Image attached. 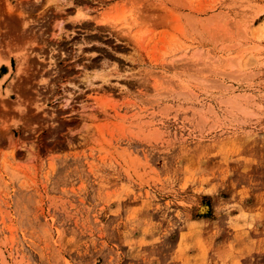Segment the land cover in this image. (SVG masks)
Wrapping results in <instances>:
<instances>
[{"label":"rangeland","instance_id":"374dc122","mask_svg":"<svg viewBox=\"0 0 264 264\" xmlns=\"http://www.w3.org/2000/svg\"><path fill=\"white\" fill-rule=\"evenodd\" d=\"M44 1L0 0V264H264V0Z\"/></svg>","mask_w":264,"mask_h":264},{"label":"bare ground","instance_id":"6f19581e","mask_svg":"<svg viewBox=\"0 0 264 264\" xmlns=\"http://www.w3.org/2000/svg\"><path fill=\"white\" fill-rule=\"evenodd\" d=\"M57 1H59V0H46V1H44V2H47V5H49L50 6V4L52 3V4H54V2H57ZM63 2V1H62ZM50 3V4H49ZM55 8H56V5H55ZM56 10H58V9H56ZM60 11V10H59ZM62 12V11H61ZM81 14V13H80ZM77 16V15H76ZM78 16H80V15H78ZM111 16V15H110ZM109 15L107 16H105V17H107V18H104V17H102L100 20L102 21V19L104 18V21L103 22H106V20L107 21H109L110 19H113L112 21H116L117 20V18H119L120 17V15H115V16H113V17H110ZM81 17V16H80ZM83 17H84V15H83ZM120 19V18H119ZM118 19V20H119ZM98 21H99V19H98ZM100 21V22H101ZM102 23V22H101ZM62 40V39H61ZM61 40H59V41H61ZM58 42V41H57ZM102 71V70H101ZM97 74V73H96ZM100 74V73H99ZM99 76H101V75H99ZM98 76V77H99ZM102 78V80H103V82H106L107 80H108V78H106V77H104L103 75H102V77H100V79ZM91 84V83H90ZM92 85V84H91ZM98 87V86H97ZM97 93H98V91H96ZM232 101V100H231ZM236 102V101H235ZM232 103V102H231Z\"/></svg>","mask_w":264,"mask_h":264}]
</instances>
